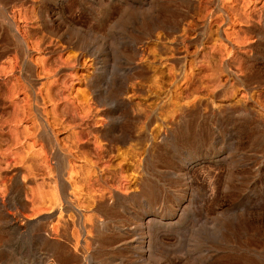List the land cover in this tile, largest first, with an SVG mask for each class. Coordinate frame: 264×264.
Listing matches in <instances>:
<instances>
[{
  "label": "rangeland",
  "instance_id": "rangeland-1",
  "mask_svg": "<svg viewBox=\"0 0 264 264\" xmlns=\"http://www.w3.org/2000/svg\"><path fill=\"white\" fill-rule=\"evenodd\" d=\"M0 264H264V0H0Z\"/></svg>",
  "mask_w": 264,
  "mask_h": 264
},
{
  "label": "bare ground",
  "instance_id": "bare-ground-1",
  "mask_svg": "<svg viewBox=\"0 0 264 264\" xmlns=\"http://www.w3.org/2000/svg\"><path fill=\"white\" fill-rule=\"evenodd\" d=\"M177 63V62H176ZM86 226H88V225H86ZM87 228V227H86ZM80 230V229H79Z\"/></svg>",
  "mask_w": 264,
  "mask_h": 264
}]
</instances>
